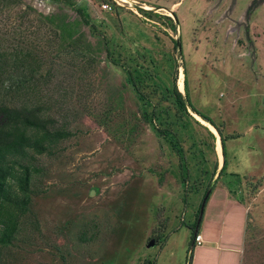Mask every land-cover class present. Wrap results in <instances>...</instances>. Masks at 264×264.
<instances>
[{
	"label": "rangeland",
	"instance_id": "rangeland-1",
	"mask_svg": "<svg viewBox=\"0 0 264 264\" xmlns=\"http://www.w3.org/2000/svg\"><path fill=\"white\" fill-rule=\"evenodd\" d=\"M82 1L94 30L60 4L0 3V39L7 45L38 41L46 62L55 58V45L46 40L55 29L38 22L40 15L51 16L72 38L99 46L98 61L85 68L82 81L70 80L87 95L82 102L95 116L74 122V135L55 153L33 154L40 171L31 180L32 202L15 240L0 245V264H187L205 188L217 178L223 158L206 125L189 109L202 125L193 123L192 135L182 137L191 171L182 183L178 155L140 121L127 74L107 59L97 32L120 52L114 57L127 66L154 64L168 85L172 74L179 77L185 69L191 105L221 126L229 170L243 177L236 193L247 212L242 264H264V61L253 56V41L264 32L249 27L250 19L264 25V0ZM27 7L33 11L21 18ZM199 145L209 171L217 162L211 181L200 171ZM223 177L215 188L225 186Z\"/></svg>",
	"mask_w": 264,
	"mask_h": 264
},
{
	"label": "trees",
	"instance_id": "trees-1",
	"mask_svg": "<svg viewBox=\"0 0 264 264\" xmlns=\"http://www.w3.org/2000/svg\"><path fill=\"white\" fill-rule=\"evenodd\" d=\"M4 1L6 0H0V3ZM43 1L74 9L80 20L94 30L95 24L91 19L86 2L82 0ZM28 10L32 9L25 8L21 11L20 17L24 18L30 14ZM140 12L150 13L148 10H140ZM50 17L40 15V19L38 18V22L43 20V23L49 25L46 28L50 29V25H53L55 29L54 37L50 41L46 38L50 45H55V58L51 57L47 62L39 56L38 41L14 40L15 43L7 45L0 39L1 246L12 244L15 240L20 230L21 218L32 202L31 180L33 174L40 171V168L32 162L33 154L55 153L57 145L74 135L71 130L74 122L82 116H95L94 110L82 102L87 95L75 90L70 80L82 81L86 73L85 68L95 65L98 61L99 46H94L89 40L81 39V36L72 38L68 32L66 33V29H60V26L55 24ZM172 25L174 27V24ZM36 32L33 34L34 37ZM92 33L95 35L94 32ZM96 35L100 37L107 59L126 72V81L136 99L140 121L148 124L155 136L167 143L178 155L182 183H185L186 178L191 176L190 160L185 153L182 137L192 135L193 123L202 125L192 116L191 112H194L215 127L222 147V165L214 182L207 183L205 193L210 190L207 199L215 189L217 180L224 176L223 182L229 193L243 203L242 196L236 195L243 177L227 171L225 136L222 128L211 117L191 105L186 92L185 69L183 71L184 92H181L177 85V72L172 74L170 85H168L164 76L154 69V64L144 66L136 61L133 65L127 66L125 62H121L120 58L114 57V52L118 55L120 52L111 48L109 39L101 32H97ZM175 47L177 48L176 41ZM149 62L152 63L153 60ZM44 65L45 71L40 72ZM66 68H69L68 72H64ZM146 80L151 81L149 86H146ZM65 82H68L71 87H66ZM202 126L209 132L215 144V134L207 126ZM197 149L200 159L196 158L201 161L200 171L205 175H210L211 181L218 169L217 162L214 169L209 171L200 145ZM198 215L199 213L196 219ZM190 260L191 249L187 264H190Z\"/></svg>",
	"mask_w": 264,
	"mask_h": 264
},
{
	"label": "crops",
	"instance_id": "crops-1",
	"mask_svg": "<svg viewBox=\"0 0 264 264\" xmlns=\"http://www.w3.org/2000/svg\"><path fill=\"white\" fill-rule=\"evenodd\" d=\"M178 3L179 1L175 2L173 6ZM260 4H264V1ZM249 27L251 32H264V25L253 19H250ZM259 37L253 41L255 53L253 56L255 60L260 57L263 62L264 33ZM252 126L249 125L247 130L251 131ZM233 159L235 160V156ZM234 165L235 162L232 163L231 168ZM229 167L228 162L227 171L237 173L229 170ZM246 213L244 204L233 198L226 186L215 188L205 203L200 225L197 228L202 241L197 244L192 238L190 264H242Z\"/></svg>",
	"mask_w": 264,
	"mask_h": 264
},
{
	"label": "bare ground",
	"instance_id": "bare-ground-1",
	"mask_svg": "<svg viewBox=\"0 0 264 264\" xmlns=\"http://www.w3.org/2000/svg\"><path fill=\"white\" fill-rule=\"evenodd\" d=\"M120 1H125V0H120ZM183 79H184V74L182 71H180L179 73V77H178V88L179 90L182 92L183 88H184V84H183ZM195 117L197 119H199L201 122H203L206 126L209 127V129L216 134V140H215V151L218 155L219 160L221 161L223 156H222V147H221V142H220V137L219 134L217 132V130L215 129L214 126H212L209 122L203 120L198 114L195 115Z\"/></svg>",
	"mask_w": 264,
	"mask_h": 264
},
{
	"label": "water",
	"instance_id": "water-1",
	"mask_svg": "<svg viewBox=\"0 0 264 264\" xmlns=\"http://www.w3.org/2000/svg\"><path fill=\"white\" fill-rule=\"evenodd\" d=\"M133 7H135L136 9H139V10H151V9L144 8L142 5H139V4H133ZM158 9H159V7H158ZM170 12L173 14V16H175L173 10H171ZM174 21L177 23L176 16H175V20ZM176 46H177V49L180 51L181 50V39L180 38L176 39ZM209 192H210V190H207L205 195H204V197H203V199H202V202H201V205H200V210H199V215H198V218H197V224H196V227H195L194 236L197 234V228H198L199 222L201 221V217H202V214H203V209H204L205 203L207 201V197L209 195ZM92 193H93V191H91V194ZM194 236H193V238H194ZM153 244H154V240H151L148 243V246L153 245Z\"/></svg>",
	"mask_w": 264,
	"mask_h": 264
},
{
	"label": "built area",
	"instance_id": "built-area-1",
	"mask_svg": "<svg viewBox=\"0 0 264 264\" xmlns=\"http://www.w3.org/2000/svg\"><path fill=\"white\" fill-rule=\"evenodd\" d=\"M102 7H103L104 9H111V8H112V6H111L110 4H107V3H103V4H102ZM201 241H202L201 235L197 233V234L194 236V238H193V242H196L197 244H199Z\"/></svg>",
	"mask_w": 264,
	"mask_h": 264
}]
</instances>
